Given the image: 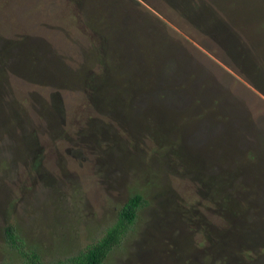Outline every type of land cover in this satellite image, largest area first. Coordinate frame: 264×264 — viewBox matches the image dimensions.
<instances>
[{"label":"rangeland","instance_id":"rangeland-1","mask_svg":"<svg viewBox=\"0 0 264 264\" xmlns=\"http://www.w3.org/2000/svg\"><path fill=\"white\" fill-rule=\"evenodd\" d=\"M0 264L148 203L104 264H264V0H0Z\"/></svg>","mask_w":264,"mask_h":264},{"label":"trees","instance_id":"trees-1","mask_svg":"<svg viewBox=\"0 0 264 264\" xmlns=\"http://www.w3.org/2000/svg\"><path fill=\"white\" fill-rule=\"evenodd\" d=\"M0 54H3L0 49ZM148 200L139 193L129 197L120 208L116 219L105 228L102 235L88 244L81 252L69 256L66 259L54 262H46L42 258L38 248L34 245L27 250L24 246L27 243L15 225H9L5 229V238L12 246L21 248V260L18 262H5L3 264H104L108 255L120 246L130 234L134 224L139 218L141 209Z\"/></svg>","mask_w":264,"mask_h":264}]
</instances>
